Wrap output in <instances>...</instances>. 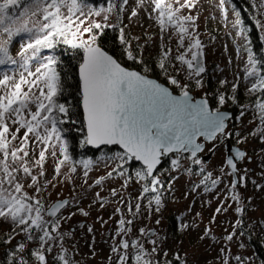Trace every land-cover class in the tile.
I'll return each instance as SVG.
<instances>
[{
	"label": "snow or ice",
	"instance_id": "snow-or-ice-1",
	"mask_svg": "<svg viewBox=\"0 0 264 264\" xmlns=\"http://www.w3.org/2000/svg\"><path fill=\"white\" fill-rule=\"evenodd\" d=\"M145 3L146 0H137L130 18L137 17L138 10ZM224 5L225 0H219V7L224 9ZM128 6L129 0H108L107 6L101 4L99 7L87 0H0V36L7 37L0 40V66H4L0 68V219L15 226L0 243L11 245L16 237H22L19 243L4 252V264H28L31 257L37 264H79L73 250L64 243L72 236V230H63V225L76 213L67 212L65 215V212L73 205L85 217L89 212L79 206L78 198L57 199L53 203H47L44 198L52 184V181L43 179L47 155L50 154L55 161L57 176L61 175V168L67 166L68 171L63 174L65 179H71V174L77 171V164L82 165L85 184L96 163L92 159L77 162L69 152L67 130L63 125L71 122V109L65 102H60L65 84L57 70L61 58L55 54L60 45L67 46L79 57L80 103L85 124L81 129L85 135L79 142L80 147L100 149L111 146L109 151L113 153L105 161L106 167L112 163L111 170L97 177L88 187L102 186L106 179H122L120 191L116 188L110 190V195L118 198L115 213L120 217L114 233L119 243L111 247L116 257L115 264H160L156 258L160 249L155 238L156 229L140 227L135 238L132 232L135 221L142 215L150 218L153 212L160 213L164 198L171 193L172 183L177 178L172 176V172L183 169L191 175L195 166L194 174L201 179L192 183L193 191L202 189L208 193L224 184L226 195L221 199V194H216L219 204L212 223H215L217 215L227 212L233 204L235 213L243 216L246 212L245 200L238 188L247 187L251 177L249 169H240L238 163L245 159L250 162L251 158L237 149L227 155L219 175L214 176L200 155L205 146L198 142V137L215 141L219 137L227 139L235 135L238 143L247 137L228 130L227 121L231 113L222 112L220 108L211 110L207 93L204 98L193 100L188 90L193 82L197 88H203V74L207 71L203 59L205 45L196 24L198 17L190 12L185 14V10L196 7V0H151L152 11L148 13L157 22L162 41L165 35L169 40L175 37V51L161 44L158 67L170 85L180 89L179 95H173L169 87L149 78L147 66L143 73L130 70L102 47L100 41L107 30L116 31L118 36L114 39L121 47L120 54L127 60L143 64L144 45L139 43V37L126 35V26L120 19ZM260 9L264 10V3L260 4ZM233 10L236 18L232 26L244 41L238 44V51L243 50L247 54L243 78L250 82L248 92L264 96V56L253 51L249 36L251 28L246 25L241 11ZM224 12L226 16L227 10ZM112 17L118 23H113ZM252 19L260 31V41L264 42V21L256 17ZM21 34H26L27 39L21 43L16 58L10 54L9 45L14 37ZM133 39L138 41L135 51ZM44 50H53V53L44 55ZM34 62L35 70L32 69ZM169 68H174L177 74L183 72L187 82L181 83L169 73ZM219 83L223 86L229 82L223 79ZM239 86L240 78L237 76L232 83L233 93ZM216 96L219 105H224L227 99L236 102L234 94L229 97L217 90ZM249 108L258 113L250 123L259 121L252 135L264 142V100L240 106L236 120L239 121ZM22 129L23 135H20ZM214 148L209 151H214ZM165 158L169 160L171 171L158 167ZM182 161H188V165ZM164 175L168 176L167 182L161 178ZM261 175L264 176V172ZM251 182L255 184L254 180ZM130 183L139 186V195L135 199L124 194ZM95 198L93 203H99L101 208L108 202V198L101 196L99 191ZM98 220L107 223L102 217ZM155 223L159 225L160 219ZM230 223L233 230L228 232L225 229L224 240L227 242L233 240L244 220L237 218ZM182 227L187 229L189 226L184 224ZM88 232H92L91 226ZM240 234L244 235L242 231ZM210 235L211 228L206 227L201 239ZM142 238L148 240L152 246L150 250ZM30 242H35L36 247H29ZM163 255L166 257L168 254L164 252ZM175 258L179 264L180 254L175 253ZM235 259L241 261L239 256ZM166 264H172V261ZM224 264H228L227 258Z\"/></svg>",
	"mask_w": 264,
	"mask_h": 264
},
{
	"label": "rangeland",
	"instance_id": "rangeland-1",
	"mask_svg": "<svg viewBox=\"0 0 264 264\" xmlns=\"http://www.w3.org/2000/svg\"><path fill=\"white\" fill-rule=\"evenodd\" d=\"M257 9L258 19L264 21V10L260 9V4L264 3V0H252ZM182 2V0H181ZM137 0H129V6L122 14L124 22L129 26L133 32V37H139V43L144 45L145 49L151 51L152 54L161 53V44L170 46L173 51L176 49V40L173 37L169 40L167 35L164 36L163 41L160 39L161 32L157 22L150 18L148 13L152 11L151 0H146L143 8L138 10V16L130 18V13L133 8L136 7ZM235 6L228 0H225L224 9L227 10L225 16L224 9L219 7V0H196V7L190 10H185V14L190 12L193 16L198 17L196 24L198 25V31L200 39L205 45L204 48V64L207 69L203 74L205 81L203 88H197L194 90L190 88L195 96L205 97L206 83L209 79L215 81H221L227 79L229 83L223 86L227 92L234 94L236 97V91L233 93L232 83L235 82L237 76L240 78V90L245 91V95L249 96L248 88L251 87L250 82L245 80L244 67L247 61V54L243 50L238 51V44H243L244 41L238 35L236 29L232 24L235 20L234 9ZM98 19V18H97ZM112 22H118L115 17H112ZM250 28V25L247 24ZM145 36V39H144ZM151 37L149 40L148 38ZM7 39L6 36H0V40ZM27 39L26 34H21L19 37H14L9 45L10 54L13 57L18 58L17 54L20 51L21 43ZM137 41V40H135ZM146 41H148L146 43ZM138 42V41H137ZM145 52V51H143ZM142 52V53H143ZM43 54V53H42ZM45 55V54H44ZM231 58V63H229ZM4 66H0L3 68ZM35 62L32 65V69L35 70ZM179 67V65H177ZM173 69L175 72L176 70ZM181 83L187 82L186 76L183 72H180L177 77ZM168 81V80H167ZM169 83V81H168ZM170 84V83H169ZM189 84V86H190ZM176 92L180 89L175 85H169ZM251 99V97H250ZM259 100V99H258ZM244 105H252L248 102ZM33 110H35L33 108ZM221 110V109H220ZM228 110V109H222ZM240 110L237 114L239 116ZM258 113H254L252 108H249L245 115L240 118L239 121L234 119L228 128L229 131L239 132L240 137H247L243 142L238 143L237 136L233 135L234 143L240 145L242 148L249 151V157H253L254 161L249 163L246 159L239 168L243 169L247 167L249 169V176L251 180L247 183V187H239L238 191L241 194L242 199L245 200L246 212L243 216L234 212L235 204L228 208V211L216 216L215 223H212V216L215 212L219 201L215 199L217 193L221 194L223 199L226 192L224 191V184H220L214 191L205 193L202 189L197 191L192 190V183L198 182L201 177L193 174L189 175L184 172L183 169L177 172H172V176L177 177L172 183V191L169 195L165 196L164 203L161 207L160 213L157 215L153 212L150 218H141L135 221L133 225V238L139 235L138 229L140 227H149L156 229L157 236L155 237L160 244L159 254L156 258L162 257L164 252L174 251L180 253L183 264H224V260L227 258L228 264H259L254 255V250L248 243L247 236L243 231V228H250L252 231H259L264 233V176L261 175L264 172V163H261L264 159V142H262L257 136L252 135L255 129L259 126V121L256 120L253 123L254 116ZM23 129L20 135H23ZM226 139L219 137L216 141L208 144L206 148V155L209 154L210 149L214 151L210 162H206V168L213 172V175H219V169L224 164L227 157L226 151ZM113 153L109 150L102 148L95 155L80 156L76 161L81 159H92L96 163L89 171L87 177V184L84 183L85 177L83 176V166L77 164V171L71 174V179H65L64 173L68 171L67 166L61 168V175L57 176L55 173V161L51 155H47V160L44 165L45 177L43 179L52 181L47 188V192L44 193V198L47 203H53L57 199H73L78 198L79 206L89 212L87 217L83 216L77 211L75 205L69 208L67 212H75L74 215L67 223L63 225L64 231L72 230V236L66 238L64 241L65 246L73 250L74 258L79 261V264H115V254L111 252V247L114 243H119V238H114V233L117 230V221L119 220V214L115 213L116 199L110 195V190L116 188L121 190L122 179L115 177L114 179H106L102 186L88 187L92 185L93 181L101 176L106 175L113 166L109 162L108 166H105L107 157ZM59 155V152H58ZM187 166L188 161H182ZM194 168V166H193ZM169 169V167H168ZM170 170V169H169ZM171 171V170H170ZM115 176V174H114ZM55 177V179H54ZM163 180L168 176L161 177ZM230 179V178H229ZM255 181L253 184L251 181ZM52 185H55L54 187ZM261 185L262 187H257ZM99 191L101 196L108 198V202L101 208L99 203H93L95 193ZM50 194V195H49ZM124 194L132 199H135L139 195V186L136 183H130L128 188L124 190ZM250 198V199H249ZM143 207V205H142ZM122 211L126 213L123 205H121ZM200 215L197 216L196 214ZM170 214L176 216L180 220L181 230L179 237L173 239L170 237L169 218ZM98 217H102L106 224H103ZM160 219V224L155 223L156 219ZM237 218L244 220V224L237 229V234L234 236L231 242L224 240L226 235L225 229L228 232L233 230V225L230 222H234ZM83 224V227H79ZM187 224L189 227L184 229L182 226ZM92 227V232H88V227ZM206 227L211 228V235L201 239L204 235ZM14 228L10 222L0 219V235L6 234L12 231ZM73 228H76L74 231ZM244 235H241L240 232ZM212 237H215L213 239ZM22 237H16L11 242V245H15L21 241ZM145 247L149 250L151 245L146 238H142ZM243 244L244 247H240ZM29 247L35 248L36 243L30 242ZM221 248L224 251H221ZM3 249H0V264H4ZM112 257L109 260V257ZM236 256L241 257V261L235 259ZM28 264H37L34 260H28ZM134 264V262H133Z\"/></svg>",
	"mask_w": 264,
	"mask_h": 264
},
{
	"label": "trees",
	"instance_id": "trees-1",
	"mask_svg": "<svg viewBox=\"0 0 264 264\" xmlns=\"http://www.w3.org/2000/svg\"><path fill=\"white\" fill-rule=\"evenodd\" d=\"M228 1L234 4L235 9L241 11V14L243 16V19L245 20L246 25L247 24L250 25L251 31L249 32V36L252 40L253 51H256L258 56H264V42L260 41L259 39L260 31L255 26V21L252 19L253 17H256L258 19L257 9L253 1L252 0H228ZM87 2L92 3L93 6L95 7H99L101 4L107 6L108 0H87ZM120 19L123 21V24L126 26L125 27L126 35L130 38L133 37L132 34L133 32L130 30L129 26L124 22L122 15L120 16ZM117 36L118 33L116 31L107 30V34L103 36L100 41L102 47H104V49L107 50L110 54L115 56L118 59V61L123 65L129 68L138 69L141 72H144V67L147 66V68L150 69V71H148L146 74L150 76H154L159 80H161L162 82L170 85L167 81V78L162 74L161 70L158 67V58L160 54L157 53L152 54L148 47V49L144 48L143 51L145 52L142 53L143 64L127 60L126 57L120 54L121 47L119 46L118 40L114 39V37ZM137 43L138 42L135 41V39L132 40L134 51ZM52 53L53 50L43 51V54L45 55ZM55 54L59 55L61 58V63L59 64L57 70L60 71L61 79L65 84V92L64 95L60 97V102H65L67 105L70 106L71 109L69 113V118L71 122L63 125V127L67 130L66 136L69 140V152L73 156L74 160H77L80 156L95 155L96 153L95 152L92 153L93 151L88 146L80 147V143H79L85 135V133L81 131V129L85 127V124H84L83 110L80 103V99H81L80 81H79V73H78L79 57L71 53L68 50L67 46L64 45L58 46L55 49ZM169 73L171 75L176 76V78L178 77L177 72H175L171 68H169ZM219 82L220 81L209 79L206 83L207 86L206 92H204V94L207 93V97L210 99V103L214 110L216 108H220L221 110L228 109L230 111H234L235 116H237L240 110V106L246 104L248 102V99H249V103H252V105H254V102L256 101L264 100V96H262L259 93L252 94L251 96L249 94V96L251 97L250 99V97H247L244 94L245 91L243 92V90L237 88L235 103L231 99H227V102L224 105H219L216 96L217 90H219L220 92L227 93L229 97L232 96V93L227 92L226 89L222 88L225 85L221 86ZM189 88L191 90H194L195 86L193 84H190ZM106 149L109 150V148ZM168 167H169V160L165 158L160 169H168ZM193 169L196 170L195 166ZM164 181L167 182L168 181L167 178H165ZM165 186L167 187V183ZM169 228H170L171 238L175 239L179 237L181 230L180 220L178 217L173 216L172 214H170V218H169ZM243 231L247 236L249 245L254 250V255L258 260V263L261 264V262L264 261V233H261L259 231H252L248 227L243 228ZM9 233L0 235V240H4L9 235ZM11 247L12 246L9 247L7 243H0V249L1 248L3 249L2 250L3 257H4V252L6 250H10ZM157 259L160 261V264H166L167 261H172V264H177L174 251L169 252V254L166 257L163 255L162 257H158ZM28 260H34V257L28 258ZM179 264H183L182 259L180 260Z\"/></svg>",
	"mask_w": 264,
	"mask_h": 264
},
{
	"label": "water",
	"instance_id": "water-1",
	"mask_svg": "<svg viewBox=\"0 0 264 264\" xmlns=\"http://www.w3.org/2000/svg\"><path fill=\"white\" fill-rule=\"evenodd\" d=\"M107 51V50H106ZM110 54V53H109ZM112 55V54H111ZM115 57V56H114ZM116 58V57H115ZM122 64V63H121ZM122 66H124V67H126V68H128V69H130V70H135V71H140V70H138V69H135V68H129V67H127V66H125V65H123L122 64ZM141 72V71H140ZM143 73V72H142ZM148 75V74H147ZM149 76V78H152V79H155L158 83H160V84H162V85H164V86H167V87H169V90L172 92V94L173 95H179L180 93H176L169 85H167L166 83H164V82H162L161 80H159L158 78H156V77H154V76H150V75H148ZM189 92H190V95H191V97L193 98V100H199V99H201V98H204V97H202V96H195V94L192 92V91H190L189 90ZM207 100H208V106H209V108L211 109V110H214L213 109V107H212V105H211V103H210V99L207 97ZM222 112H226V113H231V117H230V119L227 121V123H228V126H229V121L234 117V112L233 111H230V110H221ZM198 142H200V143H203L204 144V151H205V149H206V146H207V144H209V143H212V142H214V141H208V140H206V138L205 137H198ZM89 148H91V149H94V150H99V149H97L96 147H94V146H88ZM109 147H111V146H109ZM102 148H104V147H101L100 149H102ZM237 149H240V150H242V151H244L246 154H247V152L244 150V149H242V148H240V147H238V146H232V144H231V142L230 141H228L227 142V144H226V151H227V155H229V154H233L234 152H235V150H237ZM203 151V152H204ZM202 152V153H203ZM202 153L200 154V155H202ZM211 157H212V153H209V154H207V155H204L203 156V160L204 161H206V162H210V160H211ZM250 161H252V158L250 159ZM162 163H163V160H162ZM162 163H161V165H162ZM161 165H159L158 167H160Z\"/></svg>",
	"mask_w": 264,
	"mask_h": 264
},
{
	"label": "flooded vegetation",
	"instance_id": "flooded-vegetation-1",
	"mask_svg": "<svg viewBox=\"0 0 264 264\" xmlns=\"http://www.w3.org/2000/svg\"><path fill=\"white\" fill-rule=\"evenodd\" d=\"M233 112H234V111H233ZM236 117H237V116H235V113H234V117H233V119L230 121V123H229V127H230V124L232 123V121H233L234 119H236ZM229 127H228V128H229ZM225 139H226V138H225ZM215 141H216V140H215ZM225 141H226V143H227V141H230L231 144H232V146H238V147L242 148L240 145H237V144L234 143V140H233L232 137H231V138H227ZM207 146H208V145H207ZM207 146H206V148H207ZM242 149H244V148H242ZM244 150L247 152V157H248V156H249V151H248L247 149H244ZM205 151H206V149H205ZM205 151H204V152L202 153V155H201L202 158H203L204 155H206V152H205ZM92 153H93V152H92ZM209 153H212V155H213V151H211V152H209ZM252 158H253V157H252ZM245 160H246V159H245ZM245 160H243V161H245ZM247 160H248V159H247ZM243 161L239 162V163H238V166H239V164H241ZM253 161H254V158H253V160H252L251 162H249V161H248V162H249V163H252ZM73 230L75 231L76 228H73Z\"/></svg>",
	"mask_w": 264,
	"mask_h": 264
}]
</instances>
